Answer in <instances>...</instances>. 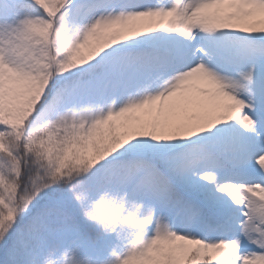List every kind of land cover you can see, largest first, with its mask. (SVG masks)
<instances>
[{
	"label": "snow or ice",
	"instance_id": "1",
	"mask_svg": "<svg viewBox=\"0 0 264 264\" xmlns=\"http://www.w3.org/2000/svg\"><path fill=\"white\" fill-rule=\"evenodd\" d=\"M0 264H264V0H0Z\"/></svg>",
	"mask_w": 264,
	"mask_h": 264
}]
</instances>
